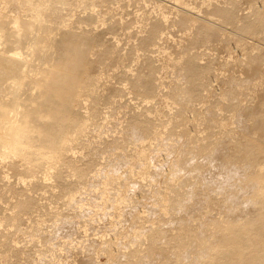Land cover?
Returning <instances> with one entry per match:
<instances>
[{
  "label": "rangeland",
  "instance_id": "rangeland-1",
  "mask_svg": "<svg viewBox=\"0 0 264 264\" xmlns=\"http://www.w3.org/2000/svg\"><path fill=\"white\" fill-rule=\"evenodd\" d=\"M168 1L178 3L183 12L192 14L195 11L217 23L219 19L214 10L233 7L236 23L222 24L224 31L230 33L228 35L219 32L210 39L198 40L199 27L192 22L182 25V12L178 14L148 0H71L67 9L60 10L63 17L53 16L54 27H59L65 19L72 25H78L77 21L81 20L83 25L90 24L88 28L94 27L97 56L118 49L123 57L101 55L104 58L95 63L93 75L99 76V86L89 91V96L95 100L86 104V112H95L88 122L89 131L76 148V156L85 155L86 159L89 153L88 157H94L98 163L75 197L69 199L61 189L65 182L76 180V176L70 175L71 169L69 173V168L62 169L61 175L56 174L54 168L46 167L30 172L26 180L32 183L30 187L34 186L31 190H34L32 194L37 204L17 221L19 231L11 229L9 235L6 234L10 239L7 244L4 238L9 226L3 219L9 211L16 210L13 208L15 200L25 187L9 191L0 181V264L10 261L9 257L13 264H115V261L116 264H162L166 261H171L169 264H205L215 256L213 249L218 243V234L213 227L210 230L212 221L217 220L213 224L215 227L216 224L223 226L236 213L240 218L259 216L261 206L251 198V193L257 187L253 178L264 166V156L257 159L256 166L231 159L238 153L236 142L239 140L247 136L264 139L257 131L264 115V26L255 37L244 38V49L235 34L239 33L244 20H252L255 8L264 12V0ZM161 17L166 21L165 25L156 27L161 33L158 40L152 44L143 43L148 29ZM187 53L208 72L203 78L207 88L193 90L194 98L189 101L183 98L188 88L183 64L190 56ZM251 55L262 60L257 61L260 67H255L256 70L253 66L250 68V59H247ZM150 71L157 80L156 98L133 90V78L137 75L148 78L146 75L151 74ZM144 112L151 115V124L160 129V134L144 138L139 130H134L132 119ZM181 112L190 120L188 130L195 139L189 136L195 142L169 133L170 128L177 127ZM202 138L208 153L192 152L197 146L196 140ZM149 141L151 148L145 149L149 157L144 158L140 155V145ZM217 155H220L218 159ZM181 157L186 158L185 162ZM10 160L8 154L0 155V175L20 185L19 175L8 166ZM234 167L237 170H233ZM147 168L150 169L148 175ZM176 184L181 185L183 200L180 197V204L177 202L173 206L168 199L175 195L171 186ZM245 204H248L246 208ZM184 223H187L185 226L191 224L200 235L204 234L210 245L217 241L208 252L210 256L207 253L201 256L191 247L177 260L174 245L168 239L159 242L164 250L159 249L155 257L147 256L146 232L150 235L149 230L153 228L154 231L159 226L175 234ZM135 249L145 258L142 256L139 261L129 256ZM108 250L112 251L110 256ZM5 257L9 259L6 261Z\"/></svg>",
  "mask_w": 264,
  "mask_h": 264
},
{
  "label": "bare ground",
  "instance_id": "bare-ground-1",
  "mask_svg": "<svg viewBox=\"0 0 264 264\" xmlns=\"http://www.w3.org/2000/svg\"><path fill=\"white\" fill-rule=\"evenodd\" d=\"M70 1L71 0H0V155L8 154L10 156L11 160L8 162V166L14 173L19 175L21 183L19 182L20 185H18V183L14 185L9 182L7 179L8 177H2L1 175L0 181L9 191H16L20 186L25 187L20 191L17 200H15L16 203L13 208L16 210H14V212L9 211L10 214L6 217L4 216L3 222L9 226L5 235H9L11 229H15V231L18 230V225L20 223L17 224V221L21 219L24 214L23 217L29 214L37 204V199L34 194H32L34 190H31L34 186L30 187L32 183H30V180H26L27 177H30V172H35L39 169L42 170L46 167L54 168L56 174L61 175L64 172L62 169L69 168V171H67L68 173L71 169L70 175L76 176V180L65 182L66 184L64 183L61 185V189L62 192L68 195L69 199H73L76 193L84 187L83 184H86L88 175L90 176L91 172H94L95 166H97L98 163V160L96 163L94 157H88L89 153L86 159L85 155H83V157L76 156V148L78 145L82 144L83 137L89 131L88 122L92 119L93 113L95 112H86L87 101L90 100L91 102L95 100L89 96V91L92 90L93 87H98L100 81L99 76L93 75L95 63L98 64V61L104 58V56L101 55H106L107 53L102 52L101 55H96L98 40L97 36L92 31L94 27L88 28L90 24L83 25V23L80 22L81 20H78V25H72L69 19H65L61 22L59 27H54L52 25L53 16L58 15L59 17H63L60 10L67 9L71 4ZM148 1H154L157 6L174 10L177 13L182 12V25L192 22V24L199 27V30L197 29L199 35H196V39L198 40H207L214 34H219V32L228 35L230 33L224 31V26L222 24L236 23L234 9L231 10L233 7L231 9L216 8V10H214V15L219 19V23H217L214 20L212 21L206 17H202V15L195 11L192 14L183 12L178 3L173 1ZM176 8H179L181 11ZM260 10H256L255 8V12L253 11L255 16L253 13L252 20L250 19L249 21L247 19L248 21L246 22L244 20V24L241 26L239 25L240 31L238 30L239 33L236 32L235 34L240 38L239 41L241 42H239V44L242 43V46L245 44V37H255L264 26V12ZM165 21L164 17L159 18L156 25L148 29V33L144 35L142 42L145 44H152L157 41L161 33L156 27L157 25H163ZM240 22L243 23V21ZM242 46L240 44V47ZM259 46L257 47L261 49ZM244 48L245 46L243 49ZM107 55L111 57L120 56L118 59L123 57V54L118 49L109 50ZM185 58L186 55L184 59ZM259 58V56L252 55L247 58L250 59V68L252 66L254 68L259 66L257 61H262L261 58ZM183 64L188 76V88L183 93V98L189 101L194 98L193 90H199L201 87L207 88V86H204L203 82L208 72L205 67L199 65L192 54L187 56ZM256 69L257 68H255V70ZM149 73H151L149 74L150 76L148 74L146 75L148 78L143 77L141 74L143 78L138 77V75L133 78V90L145 97L156 98L155 90L158 87H156L157 80L153 76V71ZM133 75L135 76V74ZM177 95H174L175 99ZM178 118V121L176 120V123H178V125H176L177 127L173 129L170 128L171 130L169 133L171 135L174 133L173 135L178 137L181 135L190 139V136H193V134L188 130V126L190 125L189 118L183 112L179 114ZM260 119L261 123L257 127V131L264 136V115H262ZM132 121V126L136 128H134V130H139L144 138H149L152 134L156 135L161 133L159 128H155L157 126L154 127L151 124V115L146 112L140 114L138 117H134ZM217 121L218 120H216V122ZM227 132L230 133L231 131ZM193 139H195L194 136ZM193 139H190V142ZM196 141H198V144L196 143L197 146L191 147L192 150L194 149L192 152L196 154L208 153L209 150H207V144L204 138ZM150 143L151 141L144 142L140 145L142 147V149L140 148V155H143L144 158L145 156L149 157V153L145 151V149L151 146ZM215 143L217 142L213 144ZM236 148L238 153L231 161H244L248 162L249 165L252 164L256 166L257 159L264 156V139H260L257 136H247L236 142ZM90 154L94 153L91 152ZM218 156L220 155H217L215 158L218 159ZM185 159H183V157L180 158V160H184V162ZM214 161L217 160L214 159ZM234 168L233 170H237L236 167ZM145 170L147 174V170L150 169L147 168ZM258 171L259 172H257L253 179L257 183L255 186L259 187H256L257 189L254 188L251 193V198L261 206L259 216L256 219L240 218V215L237 216L238 214L236 213V215L233 209L234 212L232 213L235 214V216H233L234 218H230L231 220L227 223L225 222L226 224L223 223V226L216 224L214 227L213 224L216 223L217 220H215L214 223L212 221L210 230L213 227L218 234L217 236L215 232L213 233L217 236V245L215 244L217 241L210 245L206 236L202 233V235H200V232L198 233L197 229L191 224L185 226L187 223H184V226L180 229L178 227L179 230L175 232V234L167 233L166 229L163 231L161 229L162 227L160 228L159 226L156 229L154 228V231L152 228L149 230L151 232L150 235L148 232L145 234V236L148 235L145 239L146 242L148 240V247L145 249L147 252L146 254H148L147 256L155 257L156 255L154 256V254L157 252L159 253V249L161 251L164 250L160 246L162 243L159 245V242L168 239L174 245L173 248L176 252L175 259L177 260L184 255V251L191 247L195 248L194 250L198 253H201V256L204 255L203 253H207L210 256L208 252L215 246V249H213L214 252L216 251L214 254L215 256L213 258L209 257L212 259H207L208 261L206 260L207 262L205 264H264V166ZM138 174L140 175L141 173L138 172ZM45 175L48 176L49 172L46 171ZM177 185L178 184L173 185V187L171 186L172 190H170L174 192L175 195L173 197L169 196L168 199L173 206L177 202L179 205V201L183 197V194H180V189L182 188L179 186L181 185ZM247 205L248 204L244 205L245 208ZM116 206H119V204L117 203ZM248 208L250 207L248 206ZM242 211L244 212V210ZM242 214L241 212V215ZM137 215L138 214H136V216ZM244 215L246 216V214ZM244 215L242 216L244 217ZM0 220L1 223L2 219ZM13 234H15V232ZM7 235L4 241L6 240L5 243L9 244L10 239ZM141 237L143 239L145 238L143 236ZM130 252H132V254L130 253L131 255L129 256L139 261L144 255L141 256L140 251L136 249ZM110 253L112 254V251H109V256L111 255ZM149 257L148 259L151 258ZM6 258L8 257H5V259ZM9 258L13 260L11 257ZM143 258L145 257L143 256ZM10 261L8 260L6 264H13L12 261ZM169 263H171V261H166L162 264Z\"/></svg>",
  "mask_w": 264,
  "mask_h": 264
}]
</instances>
